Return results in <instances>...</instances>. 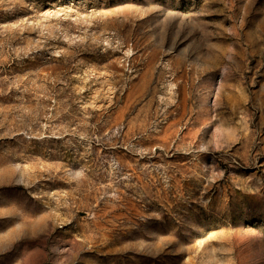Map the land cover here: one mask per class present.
<instances>
[{"label": "rangeland", "instance_id": "1", "mask_svg": "<svg viewBox=\"0 0 264 264\" xmlns=\"http://www.w3.org/2000/svg\"><path fill=\"white\" fill-rule=\"evenodd\" d=\"M0 264H264V0H0Z\"/></svg>", "mask_w": 264, "mask_h": 264}]
</instances>
